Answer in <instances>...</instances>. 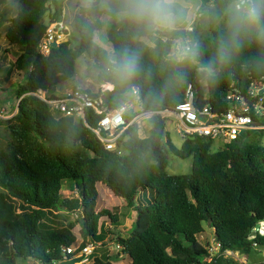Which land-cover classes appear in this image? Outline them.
Segmentation results:
<instances>
[{
    "label": "trees",
    "instance_id": "1",
    "mask_svg": "<svg viewBox=\"0 0 264 264\" xmlns=\"http://www.w3.org/2000/svg\"><path fill=\"white\" fill-rule=\"evenodd\" d=\"M14 2L18 12L10 18ZM98 3L76 13V47L67 40L43 55L39 42L47 21L60 20V0H0V28L9 22L5 37L21 51L13 66L25 70L24 82L12 91L17 99L16 106L9 107L12 116L3 121L10 138L2 140L0 135V264L28 260L77 264L81 258L65 249L78 244L82 248L93 241L101 243L102 251L112 233L130 264H239L225 252L248 255L254 247L264 248V233H253L264 223V130L247 131L218 150L215 141L204 137L185 138L178 148L160 112L173 111L183 103L190 83L197 104L225 110L230 89L246 92L252 82L264 78V45L245 43L230 64L216 65L218 75L213 83L206 84L196 68L188 65L180 66L183 81L178 82V66L168 59L172 39L178 35L198 42L199 63L207 65L224 34L219 15L229 0H206L200 7L208 16L207 37L195 28L168 37L167 42L156 39L151 49L139 43L141 34L126 21L111 24L107 35L113 50L124 46L142 49L141 72L132 84L139 90L143 111L155 112L147 137L139 135L137 123L125 131L120 154L107 150L86 126L85 121L95 127L99 115L87 110L85 121L65 116L33 94L51 92L73 78L76 61L87 54L98 66L97 81L115 85L102 93L107 107L134 99L131 86L121 84L106 70L109 51L95 41V33L104 27ZM92 15L96 16L93 21ZM133 116L131 111L127 119ZM167 148L181 158H192L190 173L167 171ZM98 182L124 200L120 215L96 210ZM65 183L74 184L78 196H64ZM132 211L136 218L128 236L100 223L108 217L119 224ZM204 223L215 230L220 243L217 253L211 254L198 239ZM78 225L81 241L73 232Z\"/></svg>",
    "mask_w": 264,
    "mask_h": 264
},
{
    "label": "built area",
    "instance_id": "2",
    "mask_svg": "<svg viewBox=\"0 0 264 264\" xmlns=\"http://www.w3.org/2000/svg\"><path fill=\"white\" fill-rule=\"evenodd\" d=\"M62 12L64 16L65 13ZM62 17L58 21H50L47 24L38 46L41 54L49 55L54 46L67 41L69 27L63 23ZM102 86L96 89L90 85L74 87L61 96L43 90H38L33 94L47 102L52 110L65 116L85 121L87 110L99 115L100 118L95 127L85 121L86 126L92 129L107 150L121 154L123 146L120 139L131 125L137 123L138 115L145 111L142 109L138 94L132 95L133 100L116 108L107 107L102 96L107 89ZM195 99L196 90L190 83L186 90L185 101L173 111H164L174 115L178 120V131L184 138L204 137L215 142L221 141L225 145L238 139L247 131L264 130V78L252 82L246 92H241L238 88L230 89L226 96L228 107L222 111L215 109L211 104H197ZM131 111L135 116L127 119V114ZM146 113L154 114L155 112ZM262 229L264 230V227L260 225L254 229L253 233H263ZM216 244L217 247L210 250L211 254L219 251L220 243L217 241ZM254 245L257 246V243ZM117 246L122 249L121 245L117 244ZM100 247V242L92 241L82 248L78 244L65 249L64 252L75 253L76 257L81 258L77 263L80 264V262L88 261L94 251ZM234 253L230 250L225 252L226 256L230 257L234 256Z\"/></svg>",
    "mask_w": 264,
    "mask_h": 264
},
{
    "label": "rangeland",
    "instance_id": "3",
    "mask_svg": "<svg viewBox=\"0 0 264 264\" xmlns=\"http://www.w3.org/2000/svg\"><path fill=\"white\" fill-rule=\"evenodd\" d=\"M62 8L66 11L64 16L61 15L62 21L64 24L69 27V36L67 40L70 41L71 47H76L79 43V33L75 27V15L82 7H85V0H61ZM206 3V0H190V11L192 13V18L190 21L182 22L181 28L185 24L191 27V29L197 28L199 33H205V37L208 36L206 31L209 28L208 25V16L207 12L201 11L200 7ZM1 11V8H0ZM18 12V4L14 2L12 4V12L10 15L14 17ZM63 14V12H62ZM99 18L104 22V27L95 33V41L105 48L107 51H112L113 47L108 40V29L111 24L114 22H120L119 18H111L106 13H102ZM92 21L96 19V16L92 15L90 18ZM48 20V18H45ZM48 22V21H47ZM9 25L7 22L3 27L0 28V135L2 140L10 138L8 126L4 120L10 118L12 114L9 111V107L17 104V99L13 95V89L20 83L24 82V73L25 70H18L14 68L13 63L20 54V49L16 45H10L5 37L6 29ZM10 69V70H9ZM98 66L93 59H91L87 54L82 55L76 61V75L62 83H59L51 92L57 96H61L67 91L71 90L74 87L84 86L86 83H91L92 88H99V82L96 79L98 73ZM9 71V72H8ZM8 73V74H7ZM7 75V76H6ZM102 87L104 89L109 88L104 84ZM138 110V109H137ZM166 119V130L172 139L173 143L180 148L183 144L185 138L178 131L177 123L178 120L174 115L167 114V112L160 113ZM153 114L150 113H141L138 115L137 124L139 125V135L144 138L149 135L151 129V124L149 122L150 117ZM264 143V140L262 141ZM224 144L221 141H216L214 143V149L218 150L223 147ZM86 153H90L86 151ZM166 156L168 159L167 171L170 174H188L191 172L192 168V158H181L171 152L168 148L166 150ZM97 188L99 191V197L97 200V211L107 209L113 213L120 215L121 207L125 205V202L122 198L116 196L105 184L98 182ZM62 194L66 197H75L78 196V191L73 184V187H70V183H65L63 186ZM147 194H150V191H147ZM142 204H146L145 201H142ZM74 215L70 219H74ZM136 218L135 212H130V215L123 219L119 216V220L123 221L119 224H114L108 217H103L100 220V223H104L106 227L116 234L119 233L120 236H128L129 229L131 228L134 219ZM264 227V223H262ZM204 232L198 236V239L201 244L206 246L209 250L213 247H217V240L215 238V230L209 227L208 224L204 223ZM80 226H76L73 230L77 239L81 241L79 234ZM263 230V229H262ZM264 233V230H263ZM114 234H110L106 240V247L101 251L96 249L94 253L90 256L88 261L80 264H129V258L123 254L121 248H118L117 243L115 242ZM239 264L246 263H258L264 261V248L263 247H254L252 251L248 254L234 253V256ZM126 259V260H125ZM19 264H40L35 260H28L27 262L20 261Z\"/></svg>",
    "mask_w": 264,
    "mask_h": 264
},
{
    "label": "clouds",
    "instance_id": "4",
    "mask_svg": "<svg viewBox=\"0 0 264 264\" xmlns=\"http://www.w3.org/2000/svg\"><path fill=\"white\" fill-rule=\"evenodd\" d=\"M94 5H97V0H85L86 8L92 9ZM98 9L126 21L134 32L141 34L139 43L149 49L155 47L156 39L167 42L166 38L181 31H192L187 24L181 28L182 22L192 18L190 0H99ZM219 20L224 25V34L217 42L212 61L207 65L199 63L198 42L178 35L172 39L168 59L178 66V82L183 81L180 66L188 65L196 68L206 84L213 83L218 75L216 65L230 64L245 43L255 41L264 45V0H229L221 9ZM141 58L142 49L138 46L112 50L107 57L106 70L121 84L131 86L133 96L139 92L132 82L141 72Z\"/></svg>",
    "mask_w": 264,
    "mask_h": 264
},
{
    "label": "crops",
    "instance_id": "5",
    "mask_svg": "<svg viewBox=\"0 0 264 264\" xmlns=\"http://www.w3.org/2000/svg\"><path fill=\"white\" fill-rule=\"evenodd\" d=\"M61 3H62V2H61V0H60V14L62 15V11H64V13H65L66 11L62 8V4H61ZM81 8H82V7H81ZM81 8H80V9H81ZM80 9H79V10H80ZM46 21H47V20H46ZM104 84H105V83H99V86L104 85ZM106 84H108V83H106ZM85 85H92V84L89 82V83H86ZM85 85H84V86H85ZM111 86H112V85H111ZM112 88H113V87L108 88V89L112 90ZM96 210H97V209H96ZM107 239H108V238H107ZM107 239H106V240H107ZM123 254H124V253H123ZM125 255H126V254H125ZM126 256H127V255H126ZM127 257H128V256H127ZM128 258H129V257H128ZM125 260H126V259H125ZM128 260H129V264H130V263H131L130 258H129Z\"/></svg>",
    "mask_w": 264,
    "mask_h": 264
},
{
    "label": "bare ground",
    "instance_id": "6",
    "mask_svg": "<svg viewBox=\"0 0 264 264\" xmlns=\"http://www.w3.org/2000/svg\"><path fill=\"white\" fill-rule=\"evenodd\" d=\"M109 88H111V87H109Z\"/></svg>",
    "mask_w": 264,
    "mask_h": 264
}]
</instances>
